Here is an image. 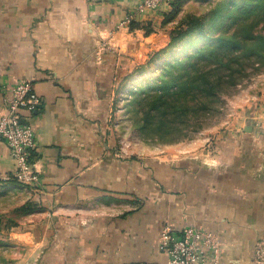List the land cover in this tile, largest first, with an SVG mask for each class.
Masks as SVG:
<instances>
[{
	"label": "crops",
	"instance_id": "0c3cea01",
	"mask_svg": "<svg viewBox=\"0 0 264 264\" xmlns=\"http://www.w3.org/2000/svg\"><path fill=\"white\" fill-rule=\"evenodd\" d=\"M145 1L0 0V119L17 82L43 99L30 117L42 187L15 190L39 210L24 216L32 226L1 232L6 264H168L162 233L186 226L219 237L221 264H256L264 87L221 126L161 156L124 154L109 134L122 78L171 41V4L138 12ZM14 171L0 139V176Z\"/></svg>",
	"mask_w": 264,
	"mask_h": 264
},
{
	"label": "trees",
	"instance_id": "16d2710c",
	"mask_svg": "<svg viewBox=\"0 0 264 264\" xmlns=\"http://www.w3.org/2000/svg\"><path fill=\"white\" fill-rule=\"evenodd\" d=\"M183 2L172 1L166 21L178 12ZM135 26L137 23L132 22L131 28ZM181 42L190 51L182 48L178 55L183 57L167 63L158 82L152 83L148 90H145L147 81L141 82V91L134 99L136 127L160 140L177 141L200 132L221 112L224 96H230L243 82L264 72V0L218 1L205 16L179 24L170 44L153 54L136 73L152 65L161 53L172 52ZM133 76L123 77L118 91ZM23 188L33 189L12 175L0 176V197L17 196L15 190ZM33 190L39 193L38 189ZM37 210L39 207L29 203L15 209L23 217ZM2 223L3 216L0 233L20 226L12 218L5 225Z\"/></svg>",
	"mask_w": 264,
	"mask_h": 264
},
{
	"label": "rangeland",
	"instance_id": "374dc122",
	"mask_svg": "<svg viewBox=\"0 0 264 264\" xmlns=\"http://www.w3.org/2000/svg\"><path fill=\"white\" fill-rule=\"evenodd\" d=\"M218 1L220 0H184L178 12L166 23L169 35L172 36V34H176L179 24H187L192 18L205 16ZM182 48L186 50V52L191 49L189 46L188 48L185 47L184 43L181 42L172 52L161 53L160 56H158L159 58L156 59L152 65L147 66L143 71L138 70V73H136L131 80L124 83V88H122L121 91H117L114 95L115 102L116 100L118 101L114 109V119L108 125L109 134L114 137L113 139L117 149L119 148L124 154L133 155L135 157H145L147 155L161 156L165 153L164 151L169 149V146H175L181 143L192 145L201 135L211 131L217 126H221V124L230 117H234L236 115L235 113L247 107V104L255 101L257 95L261 93V89L264 87V72H260L257 76L243 82L230 96H224L221 112L214 118H211L200 132L192 133L187 138L177 141L160 140L157 136L152 137L143 134L135 125L137 113L134 111V105L137 104V101L134 103V99L138 95V92L141 91L139 84L141 82L144 84L145 81H147L145 90H148L152 83L158 82L160 75L163 73L162 69L170 61L176 60V57L179 56L178 52ZM179 57L182 58L183 56ZM262 75L263 78H261ZM3 192L5 193L6 191ZM10 194H13V192H10ZM6 195L7 196L0 197V217L3 216L4 222L2 225H5L7 220L12 218L18 221L23 227L28 228V226H32L35 221L34 219H25L19 212L15 211L17 207L23 205L22 203L26 197L20 198L18 195ZM19 215L21 218H19ZM14 230L17 231L16 228L13 229V231ZM1 234L2 233H0V264H6L10 261L8 256H11V254L7 253L9 246L5 243L8 242Z\"/></svg>",
	"mask_w": 264,
	"mask_h": 264
},
{
	"label": "built area",
	"instance_id": "2783aa9c",
	"mask_svg": "<svg viewBox=\"0 0 264 264\" xmlns=\"http://www.w3.org/2000/svg\"><path fill=\"white\" fill-rule=\"evenodd\" d=\"M103 4L111 0H87ZM173 0H146L138 12L158 11ZM136 15V14H135ZM131 15L125 23L135 20ZM43 105V99L35 93L32 83L20 81L14 84L6 99L7 113L0 119V139L5 141L15 162L12 174L21 183L33 189H41L42 180L36 171L33 153L37 147V133L30 117ZM161 247L169 256L168 264H221L222 243L213 232L186 226L180 231L166 228L162 233ZM254 261L264 264V243L255 247Z\"/></svg>",
	"mask_w": 264,
	"mask_h": 264
}]
</instances>
